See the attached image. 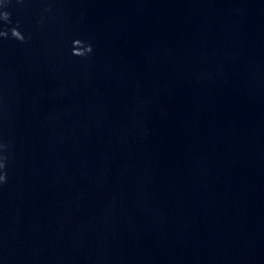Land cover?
I'll return each mask as SVG.
<instances>
[{
    "label": "water",
    "instance_id": "obj_1",
    "mask_svg": "<svg viewBox=\"0 0 264 264\" xmlns=\"http://www.w3.org/2000/svg\"><path fill=\"white\" fill-rule=\"evenodd\" d=\"M0 11V264H264V0Z\"/></svg>",
    "mask_w": 264,
    "mask_h": 264
},
{
    "label": "clouds",
    "instance_id": "obj_2",
    "mask_svg": "<svg viewBox=\"0 0 264 264\" xmlns=\"http://www.w3.org/2000/svg\"><path fill=\"white\" fill-rule=\"evenodd\" d=\"M9 0H0V7H5ZM0 21L5 24H11V13L8 11H0ZM14 38L20 42H25V35L19 30V27L0 30V38ZM92 52V47L89 44H83L80 40L74 41L73 55L78 57H86ZM9 145L0 143V185L7 182V161L8 156L5 154Z\"/></svg>",
    "mask_w": 264,
    "mask_h": 264
}]
</instances>
